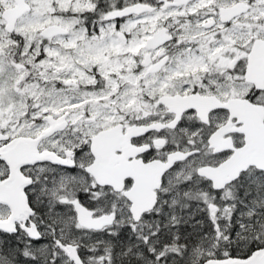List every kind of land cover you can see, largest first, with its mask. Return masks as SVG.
<instances>
[{
    "label": "snow or ice",
    "instance_id": "1",
    "mask_svg": "<svg viewBox=\"0 0 264 264\" xmlns=\"http://www.w3.org/2000/svg\"><path fill=\"white\" fill-rule=\"evenodd\" d=\"M0 264H264V0H0Z\"/></svg>",
    "mask_w": 264,
    "mask_h": 264
}]
</instances>
